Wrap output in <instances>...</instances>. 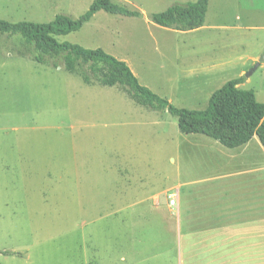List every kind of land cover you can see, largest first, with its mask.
Returning a JSON list of instances; mask_svg holds the SVG:
<instances>
[{"label":"rangeland","instance_id":"obj_1","mask_svg":"<svg viewBox=\"0 0 264 264\" xmlns=\"http://www.w3.org/2000/svg\"><path fill=\"white\" fill-rule=\"evenodd\" d=\"M91 1L73 0L69 16L79 18ZM113 1L141 15L99 11L57 40L124 60L142 86L176 108L205 110L208 93L239 72L238 88L264 105V61L245 76L264 55V0H212L195 33L161 28L150 15L196 0ZM30 52L19 35L0 34V264H237L254 247L243 236H264V212L249 203L240 212L261 222L255 232L224 224L218 214L227 208L216 203L218 190L256 185L224 176L245 170L248 161L239 158L255 154L254 142L246 153L232 152L182 134L167 111L135 104L118 86L85 84L87 66L70 74ZM201 55L224 63L200 79L193 69ZM177 191L188 205L194 196L196 212L177 207L176 197L167 208ZM208 208L217 211L214 225H205Z\"/></svg>","mask_w":264,"mask_h":264},{"label":"trees","instance_id":"obj_2","mask_svg":"<svg viewBox=\"0 0 264 264\" xmlns=\"http://www.w3.org/2000/svg\"><path fill=\"white\" fill-rule=\"evenodd\" d=\"M209 0H196L175 5L164 12L151 14L150 21L162 28L187 32L203 26ZM99 11L123 17L136 18L139 12L130 11L113 0H94L88 10L77 19L59 14L48 23L0 20V34L19 35L31 48L30 57L39 64L60 63L70 74L78 63L87 66L92 79L84 76L83 82L96 81L102 87L118 86L124 89L137 105L152 110L167 111L177 119L180 133L203 135L227 149L238 148L257 138L264 148V105L257 102L252 91L241 90L242 78L226 82L214 91L205 110H187L172 106L142 86L128 65L102 49L88 50L57 37L79 31Z\"/></svg>","mask_w":264,"mask_h":264},{"label":"crops","instance_id":"obj_3","mask_svg":"<svg viewBox=\"0 0 264 264\" xmlns=\"http://www.w3.org/2000/svg\"><path fill=\"white\" fill-rule=\"evenodd\" d=\"M93 1H91L90 5L92 4ZM120 1H123V0H120ZM211 2H212V0H209V3H208L209 9L207 8V12H209V10H210ZM71 3H73V0H0V19H8V22H11V23H18V22H23V21L32 22V23H48V22L52 21L54 19V17L59 15V14L69 16V13H70L69 4H71ZM126 3L130 4V2L128 0H126ZM133 11L139 12V9H136ZM27 15H30L32 17V19L28 20L29 18H26ZM2 17H6V18H2ZM69 17L71 18V16H69ZM42 19H46L47 21L49 19L50 20L48 22L47 21L44 22V21H42ZM204 23H205V20H204ZM203 28H204V24L202 27H200L196 30L187 31L184 33H195V32H198V30L199 31L203 30ZM205 28H207V30L208 29L213 30V29L217 28V25L209 26V27H205ZM196 57H197L196 59L199 61V62L197 61L199 63V65L197 67L194 66L195 68L193 69V72H194V74H196V77H198L200 79L207 78V76H210V74L212 72L211 70L213 68H215L218 64L224 63V61H223V62L215 65L214 64L215 62H213L214 60L205 61L204 59L206 57H203L202 55L196 56ZM256 59L257 58L254 57L252 59V61L254 62ZM121 61L125 62L124 60H121ZM242 75H243V73L239 72L237 78H242L243 77ZM237 78H234V79H237ZM238 86H240V84ZM214 91H216V90H214ZM212 93L213 92L208 93V99L210 98ZM168 102H169V100H168ZM254 138H252L249 142H247L246 144H244L238 148L228 149V150H233L232 152L242 151L243 153H246L247 149L251 146V144L253 142L255 143V150H254L255 154L253 156L251 154H249L248 156H245L243 154L244 156L239 158L240 160L244 159V160L248 161V164L244 165V168L246 167L245 170L242 172H240V170H238V172L237 171H232V172L230 171L229 173L224 174V176L225 177L226 176H228V177L229 176L246 177L249 179L253 178L255 180L256 185L253 186L252 184L249 183L250 181H248L245 185H240V186L236 187V189L230 188L228 191L223 192V194L218 190L216 195H218V197L221 199L218 200L219 202L217 201L216 203H218V204L223 203V204H225V206L227 208L225 211L226 213H224L222 215L219 211V214H218L220 217H223L222 221L224 224L232 221V222H236L240 227L244 228L245 230L254 228V231L257 232V230L261 231V227H262L261 222H259L257 220L253 221L252 219L247 220L245 217V214H242L244 212H248L249 208H247V206H246L248 203L252 208L254 207L253 209L256 213L264 212V188H263V186H264V148L261 146L259 141L258 142L253 141ZM225 149H227V148H225ZM257 153H259V154H257ZM257 157H259V161H258L259 163L255 164L252 162L253 161L252 159L253 158L257 159ZM234 159H236V158L233 157V158H230L229 160H234ZM236 160H238V159H236ZM251 163H253L252 165H254V168H252ZM251 189H253V190H251ZM175 195H176V204L178 203L177 207H179V204L181 202L185 206L188 205L187 200H184V201L180 200L178 191ZM214 195L215 194H213V196ZM238 197H239V200H238ZM154 198H155L156 203L158 204V202H157L158 201V195H155ZM189 199L191 201V204H189L187 206L188 207L187 210H190L191 213L196 212L199 205L196 203L194 196L192 198H189ZM238 203H239V205H238ZM169 207L170 206L167 203V208H169ZM210 209L211 208L206 209L207 211L210 212V214L206 215V219L208 217V220L205 223V225H214L211 222L213 220L215 221V217L218 218V215L216 216V214H215V213H217V211L213 212ZM207 211H206V214L208 213ZM240 212H242V213H240ZM228 213H231V214H228ZM235 213L237 215H235ZM259 213H258V216H259ZM177 219L179 222L181 221L180 218H177ZM209 219H210V221H209ZM233 219L234 220L237 219L238 221H233ZM220 220L221 219H219L218 221H220ZM259 233H260V235H244L243 236V239H241V242L244 244H254V247L253 248L249 247L244 252H240L238 254V257L236 258L238 260L237 264H264V247H263L264 236L261 235V232H259ZM246 234H248V231H246ZM232 258L233 257H231V255L230 256L228 255V257H227V259H229V260H231Z\"/></svg>","mask_w":264,"mask_h":264},{"label":"water","instance_id":"obj_4","mask_svg":"<svg viewBox=\"0 0 264 264\" xmlns=\"http://www.w3.org/2000/svg\"><path fill=\"white\" fill-rule=\"evenodd\" d=\"M263 61H264V55L258 59L255 65L249 70V72L245 76L249 77L259 67L260 63Z\"/></svg>","mask_w":264,"mask_h":264},{"label":"built area","instance_id":"obj_5","mask_svg":"<svg viewBox=\"0 0 264 264\" xmlns=\"http://www.w3.org/2000/svg\"><path fill=\"white\" fill-rule=\"evenodd\" d=\"M175 197H176L175 194L171 195V199L169 200V206L170 207H174L175 206Z\"/></svg>","mask_w":264,"mask_h":264}]
</instances>
